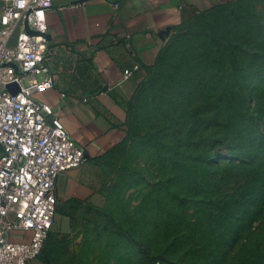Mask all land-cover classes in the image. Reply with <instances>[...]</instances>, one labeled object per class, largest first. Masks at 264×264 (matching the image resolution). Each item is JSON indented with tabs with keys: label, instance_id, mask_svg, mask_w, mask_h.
Wrapping results in <instances>:
<instances>
[{
	"label": "rangeland",
	"instance_id": "rangeland-1",
	"mask_svg": "<svg viewBox=\"0 0 264 264\" xmlns=\"http://www.w3.org/2000/svg\"><path fill=\"white\" fill-rule=\"evenodd\" d=\"M124 104L95 198L56 202L35 264H264V0L176 29Z\"/></svg>",
	"mask_w": 264,
	"mask_h": 264
},
{
	"label": "crops",
	"instance_id": "crops-1",
	"mask_svg": "<svg viewBox=\"0 0 264 264\" xmlns=\"http://www.w3.org/2000/svg\"><path fill=\"white\" fill-rule=\"evenodd\" d=\"M232 1L120 0L117 10L111 0L52 1L46 21L54 86L36 98L51 105L88 154L86 162L58 176L56 202L95 198L94 174L125 137L124 97L136 78L154 64L172 32ZM135 64L139 68L132 71Z\"/></svg>",
	"mask_w": 264,
	"mask_h": 264
},
{
	"label": "built area",
	"instance_id": "built-area-1",
	"mask_svg": "<svg viewBox=\"0 0 264 264\" xmlns=\"http://www.w3.org/2000/svg\"><path fill=\"white\" fill-rule=\"evenodd\" d=\"M52 1L0 0V264L39 256L55 218L58 176L88 160L51 105L36 98L54 86ZM111 2L117 10L120 0Z\"/></svg>",
	"mask_w": 264,
	"mask_h": 264
},
{
	"label": "trees",
	"instance_id": "trees-1",
	"mask_svg": "<svg viewBox=\"0 0 264 264\" xmlns=\"http://www.w3.org/2000/svg\"><path fill=\"white\" fill-rule=\"evenodd\" d=\"M223 6H225V5H223ZM223 6H219V7L213 8L212 10H210V11H208L207 13L203 14L202 16H204V15H206V14H208V13H210V12H212V11L218 9V8H221V7H223ZM202 16H201V17H202ZM196 20H197V19H196ZM194 21H195V20H194ZM158 54H159V53H158ZM157 58H158V56H157ZM156 60H157V59H156ZM147 68H148V67H147ZM117 145H118V144H117ZM117 145H116V146H117ZM116 146H115V147H116ZM115 147H114V148H115ZM114 148H112V150H113ZM110 151H111V150H110ZM50 231H51V230H50ZM49 233H50V232H49ZM48 235H49V234H48ZM45 241H46V240H45ZM44 244H45V243H44ZM43 247H44V246H43ZM42 249H43V248H42ZM41 251H42V250H41ZM39 255H40V254H39Z\"/></svg>",
	"mask_w": 264,
	"mask_h": 264
},
{
	"label": "water",
	"instance_id": "water-1",
	"mask_svg": "<svg viewBox=\"0 0 264 264\" xmlns=\"http://www.w3.org/2000/svg\"><path fill=\"white\" fill-rule=\"evenodd\" d=\"M11 85H9V87H10Z\"/></svg>",
	"mask_w": 264,
	"mask_h": 264
}]
</instances>
